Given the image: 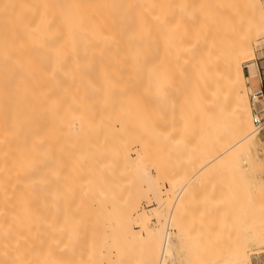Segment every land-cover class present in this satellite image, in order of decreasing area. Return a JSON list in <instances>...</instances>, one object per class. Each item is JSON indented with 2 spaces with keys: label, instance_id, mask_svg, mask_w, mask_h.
<instances>
[{
  "label": "bare ground",
  "instance_id": "6f19581e",
  "mask_svg": "<svg viewBox=\"0 0 264 264\" xmlns=\"http://www.w3.org/2000/svg\"><path fill=\"white\" fill-rule=\"evenodd\" d=\"M238 2L0 0V175L30 174L39 186L49 264H253L262 225L246 228L243 245L212 239L228 231L226 200L208 213L195 203L214 235L191 234L192 215L183 225L192 177L250 150L259 132L246 85L255 66L248 76L244 62L264 17L233 16ZM198 115L214 136L197 174L185 183L157 166L154 176L148 134L194 133Z\"/></svg>",
  "mask_w": 264,
  "mask_h": 264
},
{
  "label": "rangeland",
  "instance_id": "374dc122",
  "mask_svg": "<svg viewBox=\"0 0 264 264\" xmlns=\"http://www.w3.org/2000/svg\"><path fill=\"white\" fill-rule=\"evenodd\" d=\"M254 1H253L254 3L251 2L250 5H248L249 3H247V0L246 2L245 0H240V3L238 2L239 4H237L238 6L236 5L237 7L232 8L231 14L236 17L238 15L244 14L246 16L243 15L242 17L241 16L238 17L247 20L248 16H250L246 14L248 13V11L252 13V16L254 12L258 13L259 11L260 14L259 13L258 14L261 17H264L263 16L264 0H254ZM258 1L260 2L257 4ZM243 19L241 20L242 23L244 21ZM236 21L237 20H234L235 24L240 23V21L237 22ZM235 24L233 23V25ZM240 26L237 27L238 32L243 27L242 26L240 28ZM238 28L240 29L238 30ZM258 31L259 33L256 35V38L254 39V48H255L256 56L255 58L248 59L244 62L245 72L248 76L250 75V73H249V66L247 65L250 63H254L253 67L255 66V72H256V73L254 72L255 75L253 74V76L250 75L249 78H246V85L251 103H252V94L260 89L261 71L262 70L264 71V26H262ZM255 77L258 79H256ZM254 78L256 81H254ZM256 97L259 99V100L255 99L257 106L259 108L264 107V105L262 106L260 105V104H264L263 96L262 97L256 96ZM151 103L155 104L152 105L154 106V108L157 107L156 106L157 103L155 101H151ZM151 108L153 107H150V109ZM157 110H159L158 107ZM157 110L152 109L150 115V117H152L151 118L152 121L150 120V122H154L155 120L154 122L155 124L159 123L160 121L159 119L158 120L155 119L158 118ZM154 111L157 112L155 113ZM251 111H253L252 104H251ZM152 112L155 115L152 116ZM263 116H264V112H263ZM206 119L207 117L205 119H201L199 115L197 116V118H192V122L195 124V126L194 124L192 125V123L190 122L191 124L190 123L189 124L192 127L189 126V129L193 130L192 128L196 127V131L193 133V131L190 132L189 130V132H187L186 134L183 133V136L180 135V137H176L178 135L176 132L168 133V137H162L161 136L162 134L159 135L156 131L155 134L157 133L159 136L154 135V133H152L153 132L152 129L154 130L159 129V133L161 130L162 131L164 130L158 126L159 124L155 126L154 123L152 125L151 123H149L151 126L154 125L155 127H158V129L153 128L154 126L149 127L152 128L150 130L152 131L151 133L153 135H150L151 133H149L148 134L149 137L146 138H148L149 144L150 143L152 144L151 146L152 150L151 153L149 152V154L144 157V160L149 165L150 171L154 176L157 175V171H158L157 166L167 167L170 172H172L173 170H177L178 172L181 173V177H184L182 181L185 183L189 181L190 179L189 177L191 176L192 172H193L192 175L197 174L194 172L198 171V169H200L201 167L198 165L199 161L201 160L202 157L208 156L212 150L210 149V144L214 134L212 135L207 132L208 124H206L205 122ZM160 126H161V121H160ZM174 139H176L177 141L179 139V142L174 141ZM252 140L249 142L250 150L246 149L244 152H242L239 155V157L237 158L235 157L234 159L227 161L226 163L218 162V164H216L217 163L216 161L212 163L213 165L211 164L212 166H209L207 164L208 167L205 166L207 168L204 167L205 169L200 170L195 177L191 176L192 180H190V182L192 183V185L194 184L193 185L194 188L192 189V191H190L191 186H189L190 189L189 187L187 189H189V192H191V194L193 193L191 195L192 201H190L192 202L190 205L192 209L191 208L188 209L187 211L189 212H187V214L185 213L186 216L185 215L183 216L186 222L185 221L183 222L182 219L183 225L185 223L186 227L188 226L190 227L192 222H194L193 223L194 227L192 225L191 227L194 228V230L196 231H193L191 229L189 231L191 234H195V233L198 234L199 232L201 236L202 234L201 232H204L205 230L208 229L207 228L208 225L206 224L207 221H205L207 219V216L204 218L203 214L204 212L208 213L209 208H214L218 206L217 205L212 207V203L215 199L226 200L229 203V205L226 204L225 205L228 206L227 209L229 211L226 212L229 213L231 217L229 216L230 218L228 220L226 219L225 222V224L228 226V227L226 226L228 228V231L224 233H226L227 235L223 233L225 235L224 236L222 235V233L220 234L218 232L219 236L220 235L223 236V239L221 236L218 237V235H216L217 231H220L217 230V228H220V226L214 227L212 221L210 222L211 226H213L212 229L215 230L216 228L217 230L214 231L216 236H214V238L212 237V239H214V242L218 241L219 243H221L222 241L226 240L228 243L230 242L229 244L232 243V245L234 244L238 246V243L239 245H243L247 241L246 228L249 227L250 224H253L254 226L262 225L264 228L263 130L257 132ZM136 151L141 152L142 150L135 144L133 145V149H132L133 157L137 155ZM166 171L168 170L166 169ZM15 172H16L15 170H6L5 173L10 178H8L6 174L0 175V264H49V255H48L49 250H48V246L44 242V235H45L44 225L42 219H40V217L46 212V208L40 202L39 186L37 184H34L32 175L30 174L25 175L21 173L20 175H18V177L15 178L14 177ZM17 172H21V171H17ZM163 185L162 187H165L164 190L167 189V186H170L169 183L167 182H164ZM182 185L180 184V189ZM177 190L175 192L176 195L179 192ZM183 195L184 194L182 193V197L184 198ZM186 195H188V193L185 194V196ZM194 200L196 202H194ZM202 200L206 201V203L203 202ZM211 200L213 201L211 202ZM198 201H200V203L202 202L201 204L204 203L203 208L205 210L203 208L200 209V207L203 206V205L201 206L200 203H199L200 204L199 207L196 206L198 204L195 205V203H197ZM141 204L143 207L147 209L151 207L147 199H142ZM221 207L222 209H224L223 205ZM207 208L208 211H206ZM218 209L221 211L219 207ZM218 209L217 210L212 209L214 211V212L212 211V215L215 213L217 214ZM202 210H204L203 214H202ZM193 214L194 215L198 214V215L193 217ZM191 215H192L191 218H193L192 222L190 218ZM197 217L199 219H197ZM194 218L195 220L197 219L198 221L203 218L205 220L203 219L200 222H195L193 221ZM208 220L210 221V219ZM153 221L156 222L155 219H153ZM202 221L203 224L205 223L204 224L205 229L202 227L203 225ZM209 221L207 222L208 224ZM155 222H152V224H154ZM187 223L189 224L187 225ZM198 223L199 225L200 224L202 225L197 226L196 224ZM262 226L261 228L259 226L260 230H262ZM198 227H202V229L201 228L199 229ZM188 230L189 229H187V232ZM224 230H226V228ZM191 231H193V233ZM209 231H210L209 233L211 234L213 230L212 231L209 230ZM206 232L208 233V231ZM212 234L214 235V233ZM210 237L211 236H209L208 238ZM215 238L216 239L221 238L220 239L221 242L219 240L215 241ZM244 238H246V241H244ZM208 240L209 239H207V241ZM236 240L239 242H236ZM208 242L207 244L209 245ZM229 244H226V246L227 245L229 246ZM252 246L255 247L256 249L258 248V251H260V253L253 254V259H252L253 264H264V241L255 243ZM226 252L227 251H225V253Z\"/></svg>",
  "mask_w": 264,
  "mask_h": 264
},
{
  "label": "built area",
  "instance_id": "2783aa9c",
  "mask_svg": "<svg viewBox=\"0 0 264 264\" xmlns=\"http://www.w3.org/2000/svg\"><path fill=\"white\" fill-rule=\"evenodd\" d=\"M263 96L264 99V87H261L259 90L255 91L252 94V110H253V117H254V122L255 125L257 127V129H259V131H262L264 129V116H263V112H264V107L259 108L256 104L255 101V97L256 96Z\"/></svg>",
  "mask_w": 264,
  "mask_h": 264
},
{
  "label": "crops",
  "instance_id": "0c3cea01",
  "mask_svg": "<svg viewBox=\"0 0 264 264\" xmlns=\"http://www.w3.org/2000/svg\"><path fill=\"white\" fill-rule=\"evenodd\" d=\"M264 87V71H261V81H260V88ZM261 106L264 104H260ZM263 136H264V129H263Z\"/></svg>",
  "mask_w": 264,
  "mask_h": 264
}]
</instances>
